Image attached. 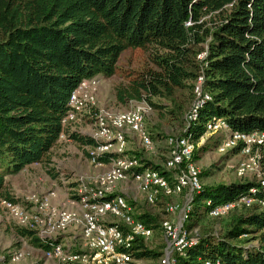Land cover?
I'll list each match as a JSON object with an SVG mask.
<instances>
[{"label":"trees","instance_id":"trees-1","mask_svg":"<svg viewBox=\"0 0 264 264\" xmlns=\"http://www.w3.org/2000/svg\"><path fill=\"white\" fill-rule=\"evenodd\" d=\"M134 49L147 51L154 68L126 89L116 88L117 100L159 108L151 96L193 91L202 75L209 97L182 136L198 141L214 117L233 131L264 130V0H0L1 199L16 202L6 177L49 162L62 130L82 148L94 144L87 135L63 129L70 93L82 79L113 76L121 54ZM142 161L165 173L161 164ZM251 188L264 199V185L255 181L201 185L192 194L185 227L194 229L210 207ZM132 215L158 232L162 218L144 210ZM18 233L44 246L31 230ZM164 247V240L158 250L143 239L133 245L136 257L150 259L160 258ZM174 256L175 264L217 258L223 264H264V208L255 205L232 217L221 233L195 234V242Z\"/></svg>","mask_w":264,"mask_h":264},{"label":"built area","instance_id":"built-area-1","mask_svg":"<svg viewBox=\"0 0 264 264\" xmlns=\"http://www.w3.org/2000/svg\"><path fill=\"white\" fill-rule=\"evenodd\" d=\"M189 24L188 21L186 25ZM205 54L202 51L197 58L202 60ZM99 80L96 76L82 79L73 88L68 99V111L61 119L63 129L69 131H76L71 127L74 121L92 119L93 132L88 136L94 144L83 148L95 168L105 169L96 177L98 190L89 192L83 187V191L73 193L74 200L69 206L53 204L50 195H32L22 202L3 199L2 204L18 227L31 230L44 244L38 247L43 260L36 264H149L134 255L133 245L137 239L146 241L152 238L155 230L134 218L125 189L117 193L115 184L119 181L132 182L149 205L156 204L160 196L183 195V204H165L163 211L166 216L162 217L158 229L165 242L160 264H175L174 253H181L195 242V229L188 230L185 223L192 194L201 188L200 170L193 160L196 144L189 137H166L168 150L161 163L165 173L144 165L140 155L127 152V146L128 141L133 139L138 152L153 149V139L145 125L148 109L143 102L120 111L92 107L91 89ZM202 82L203 76L199 75L193 87L196 101L191 116L203 99L209 97ZM215 125L229 131V138L219 150L236 148L248 153L252 148L264 145V130L250 133L233 131L221 117L211 119L207 130ZM64 138L67 135L62 130L58 140ZM256 164L257 160L251 158L247 164H241L240 173ZM258 182L264 185V174ZM254 195L255 190L251 188L234 200L210 207L207 216L221 217L239 205L250 207L254 202L264 208V199ZM22 257L23 251L15 249L10 253L9 261L18 262ZM203 264L223 262L218 258L206 259Z\"/></svg>","mask_w":264,"mask_h":264},{"label":"rangeland","instance_id":"rangeland-1","mask_svg":"<svg viewBox=\"0 0 264 264\" xmlns=\"http://www.w3.org/2000/svg\"><path fill=\"white\" fill-rule=\"evenodd\" d=\"M154 68L150 55L142 49L124 51L117 63L116 73L108 78L99 77L100 80L91 89V106L103 111L126 110L131 105L143 102L148 109L145 117V125L153 139L151 151L140 150L139 155L148 159L154 164H161L168 150L166 137L182 136L188 127L191 113L195 108L196 96L193 91L176 90L174 95L168 98L151 96L153 103L159 104V108H153L145 101L128 100L121 102L115 96L116 88H127L129 83L139 77V74ZM71 127L84 135L93 132L92 119H78L71 124ZM229 138V131L217 125L209 128L198 141L193 160L200 170V184L212 185L215 183L255 181L258 182L264 174L262 159L264 156V145L259 148H252L248 153L239 149L219 150L223 143ZM133 139L128 141L127 152L138 153ZM85 149L70 139L58 140V143L50 150L49 162L31 163L26 171L15 174L14 179L7 183V190L13 199L22 202L25 197L50 195L53 204L69 206L74 200L73 193L79 190L93 192L98 190L95 182L96 177L105 169L95 168L87 159ZM251 158L257 160L256 165H251L240 173L241 164H247ZM125 189L127 200L134 202L136 211H149L157 218L166 216L163 211L167 203H184L183 195L164 197L160 196L159 201L154 205L145 202L143 194L138 193L130 181H119L115 184V191L120 193ZM0 198V264H36L43 260L41 251L32 244L30 239L20 236L18 225L11 219L5 210ZM29 205V204H27ZM250 207L239 205L229 211L226 215L210 218L202 215L194 226L195 234L211 230L214 233H221L228 225L232 217L245 214ZM157 233V234H156ZM146 245L149 248L158 250L163 244L161 232L155 231L152 238L147 239ZM23 251V257L18 262H10L9 255L15 250ZM149 264H160L159 258H142Z\"/></svg>","mask_w":264,"mask_h":264},{"label":"crops","instance_id":"crops-1","mask_svg":"<svg viewBox=\"0 0 264 264\" xmlns=\"http://www.w3.org/2000/svg\"><path fill=\"white\" fill-rule=\"evenodd\" d=\"M78 132H79V131H78ZM71 141H72V140H71ZM29 166H30V164L27 165V166H25V167H24L21 171H19L18 173L23 174ZM18 173H16V174H18ZM14 177H15V174H13V175H8V176L6 177V180L9 181V180H11V179H14ZM37 249L40 250L39 248H37ZM41 262H42V261H41Z\"/></svg>","mask_w":264,"mask_h":264}]
</instances>
